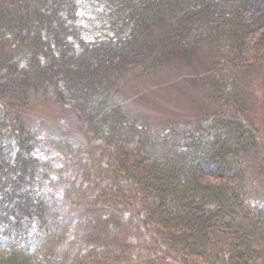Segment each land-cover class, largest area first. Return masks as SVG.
<instances>
[{
  "label": "trees",
  "instance_id": "1",
  "mask_svg": "<svg viewBox=\"0 0 264 264\" xmlns=\"http://www.w3.org/2000/svg\"><path fill=\"white\" fill-rule=\"evenodd\" d=\"M201 47L205 114L172 139L129 122L124 78L190 61ZM256 62L264 63V0H0V264H137L170 254L264 264V200L243 162L258 136L234 89ZM50 97L82 124L93 154L87 162L68 138L44 140L58 159L85 165L84 182L60 198L75 207L84 198L102 213L85 221L97 242L82 252L85 237L56 195L60 166L36 155L43 137L27 123L34 101ZM131 231L139 247L112 243Z\"/></svg>",
  "mask_w": 264,
  "mask_h": 264
},
{
  "label": "rangeland",
  "instance_id": "2",
  "mask_svg": "<svg viewBox=\"0 0 264 264\" xmlns=\"http://www.w3.org/2000/svg\"><path fill=\"white\" fill-rule=\"evenodd\" d=\"M209 53L204 48H199L196 56L190 61H176L156 64L150 73L134 75L126 79L119 91V99L127 113V120L134 121L150 134L170 135L168 139L175 137L179 132L196 120L197 116H203L210 103L205 99L206 69H208ZM234 89L240 94L247 109L250 111L252 122L258 136V149L243 158L247 172V182L255 198L264 200V63L256 62L239 71L235 77ZM27 118L28 126L40 138L43 137L36 155L43 159H50L60 166L56 195L63 215L71 222L73 229L77 230L78 238L85 237L82 243L77 242L75 250L79 252L96 243L95 237L87 235L88 226L98 222L102 213L86 208L83 199L78 198V206L66 202L60 198L69 185H80L86 178L85 165L77 163H65L54 155L53 149L44 141L47 137H66L71 140L79 151L86 156V161L92 159V152L86 151L88 146L87 136L82 129V124L68 109L54 104L49 99L34 101L31 113ZM199 117V116H198ZM175 131V132H174ZM84 162V160H83ZM90 165V164H89ZM90 174L94 170L89 167ZM253 196V197H254ZM126 239L114 238L112 243L121 247H139V232L131 231ZM145 243L143 248H147ZM137 257L139 259V248ZM165 256V255H163ZM150 257V256H149ZM72 258L65 264H69ZM137 264H194L183 258L170 254V256L152 258L146 257Z\"/></svg>",
  "mask_w": 264,
  "mask_h": 264
}]
</instances>
